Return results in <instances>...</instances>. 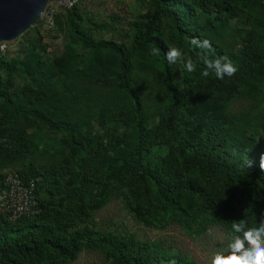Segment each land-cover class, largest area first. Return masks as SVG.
<instances>
[{
  "label": "trees",
  "instance_id": "trees-1",
  "mask_svg": "<svg viewBox=\"0 0 264 264\" xmlns=\"http://www.w3.org/2000/svg\"><path fill=\"white\" fill-rule=\"evenodd\" d=\"M76 4L60 10L71 38L89 49L87 57L73 46L49 61L34 55L22 65L28 82L15 91L10 75L18 67L0 55V171L14 170L22 183L33 182L37 209L14 221L0 217V264H64L82 248L97 249L106 264H196L156 243L85 224L113 196L145 225L175 223L192 237L209 226L230 233L234 220L251 226L264 220L258 167L264 136L244 132L225 104L237 82L264 95V13L250 12L248 40L233 50L222 36L242 2L151 0L125 47L86 33ZM162 18L174 47L197 66L189 73L182 63L181 85L166 59ZM194 37L210 40L215 52L209 58L228 56L236 74L202 76ZM147 75L159 93L145 96L148 103L138 91ZM42 129L59 135L57 147L37 151L34 139ZM246 159L254 160L251 170L243 166Z\"/></svg>",
  "mask_w": 264,
  "mask_h": 264
},
{
  "label": "rangeland",
  "instance_id": "rangeland-1",
  "mask_svg": "<svg viewBox=\"0 0 264 264\" xmlns=\"http://www.w3.org/2000/svg\"><path fill=\"white\" fill-rule=\"evenodd\" d=\"M234 2H242L244 9L229 22L222 37L223 44L228 49L236 50L248 40L250 12L264 13V0H234ZM54 6L53 1L45 8L48 10L49 7ZM151 9V0H79L76 4V13L82 20L81 25L86 33L95 39H113L125 47L129 44L132 24L142 21ZM42 12L37 19L41 21L40 23L35 25L36 21L16 38L0 42L5 46L0 55L3 54L5 59L18 67L10 75L15 91L28 82L22 71V65L30 64L34 55L49 61L61 55L63 49L68 46H73L74 51L83 57H87L90 53L80 41L71 38L64 10L56 9L51 14V24L49 18L42 15ZM167 25L168 21L162 18L158 28L170 48L174 45L168 36ZM188 60H191V57L186 54L175 63V80L179 85H181L182 63ZM237 84V91L225 100L226 111L244 132L259 140L264 136L262 129L264 95L251 93L244 82ZM138 91L146 103L149 102L147 98L151 99L159 95L153 75H147ZM93 129L100 132L95 123ZM36 136L34 140L37 151L47 147L51 150L59 145V135L52 132L42 129L36 132ZM34 158L38 162L43 160L38 152H35ZM85 225L104 233L131 235L141 241L156 243L167 254L189 257L196 264H208L212 254L220 250L230 239L229 233L219 226H209L203 234L196 237L185 235L175 223L168 224L162 229L152 228L134 218L120 196H113L103 207L93 212ZM64 264H106V259L97 249L82 248L73 261Z\"/></svg>",
  "mask_w": 264,
  "mask_h": 264
},
{
  "label": "clouds",
  "instance_id": "clouds-1",
  "mask_svg": "<svg viewBox=\"0 0 264 264\" xmlns=\"http://www.w3.org/2000/svg\"><path fill=\"white\" fill-rule=\"evenodd\" d=\"M191 45L194 49L200 50L197 55L204 65L202 76L208 77L210 73H214L216 78L222 80L225 76L229 78L234 76L238 71L226 55L215 59L209 58V54L215 52L210 40L194 37L191 39ZM4 47L0 44V52L4 50ZM152 55H158V49H153ZM165 55L169 64H175L182 59L183 54L180 49L170 47ZM184 68L191 73L196 71L197 66L192 60H188ZM253 165V159H246L243 162V166L249 170ZM258 167L261 175H264V152L260 154ZM229 236L227 243L212 254L208 264H264V220L256 226H251L244 220H234Z\"/></svg>",
  "mask_w": 264,
  "mask_h": 264
},
{
  "label": "built area",
  "instance_id": "built-area-1",
  "mask_svg": "<svg viewBox=\"0 0 264 264\" xmlns=\"http://www.w3.org/2000/svg\"><path fill=\"white\" fill-rule=\"evenodd\" d=\"M78 1L56 0L54 1L55 6L49 7L48 10L45 8L42 15L48 17L51 24L50 16L56 9H68ZM33 188L34 184L32 181L24 184L16 171L6 170L3 175L2 187L0 188V217L3 216L9 221H14L20 216L34 214L37 209Z\"/></svg>",
  "mask_w": 264,
  "mask_h": 264
},
{
  "label": "water",
  "instance_id": "water-1",
  "mask_svg": "<svg viewBox=\"0 0 264 264\" xmlns=\"http://www.w3.org/2000/svg\"><path fill=\"white\" fill-rule=\"evenodd\" d=\"M56 0H0V42L19 36L33 25L45 6Z\"/></svg>",
  "mask_w": 264,
  "mask_h": 264
}]
</instances>
